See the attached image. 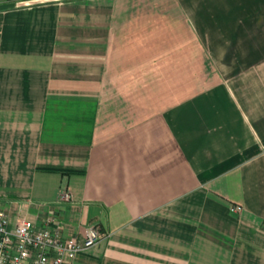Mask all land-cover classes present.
<instances>
[{
	"label": "crops",
	"instance_id": "0c3cea01",
	"mask_svg": "<svg viewBox=\"0 0 264 264\" xmlns=\"http://www.w3.org/2000/svg\"><path fill=\"white\" fill-rule=\"evenodd\" d=\"M27 1L0 0L8 228L107 234L65 264H264V0Z\"/></svg>",
	"mask_w": 264,
	"mask_h": 264
},
{
	"label": "built area",
	"instance_id": "2783aa9c",
	"mask_svg": "<svg viewBox=\"0 0 264 264\" xmlns=\"http://www.w3.org/2000/svg\"><path fill=\"white\" fill-rule=\"evenodd\" d=\"M60 201H70L69 191L60 194ZM239 211L240 206L232 207ZM8 218L0 212V264H65L68 259L85 253L107 237L96 224H90L81 240L65 239L58 223L47 222L39 228L28 219L8 228Z\"/></svg>",
	"mask_w": 264,
	"mask_h": 264
},
{
	"label": "rangeland",
	"instance_id": "374dc122",
	"mask_svg": "<svg viewBox=\"0 0 264 264\" xmlns=\"http://www.w3.org/2000/svg\"><path fill=\"white\" fill-rule=\"evenodd\" d=\"M40 0L38 1H33V2H30V1H27V3H36V2H39Z\"/></svg>",
	"mask_w": 264,
	"mask_h": 264
}]
</instances>
